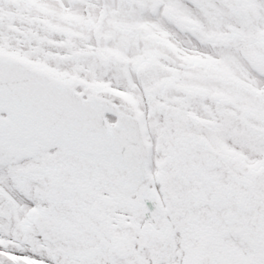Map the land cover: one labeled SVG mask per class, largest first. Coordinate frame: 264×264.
<instances>
[{
	"label": "snow or ice",
	"instance_id": "obj_1",
	"mask_svg": "<svg viewBox=\"0 0 264 264\" xmlns=\"http://www.w3.org/2000/svg\"><path fill=\"white\" fill-rule=\"evenodd\" d=\"M0 264H264V0H0Z\"/></svg>",
	"mask_w": 264,
	"mask_h": 264
}]
</instances>
